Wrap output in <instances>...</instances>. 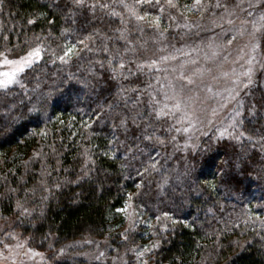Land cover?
Wrapping results in <instances>:
<instances>
[{"label":"trees","instance_id":"trees-1","mask_svg":"<svg viewBox=\"0 0 264 264\" xmlns=\"http://www.w3.org/2000/svg\"><path fill=\"white\" fill-rule=\"evenodd\" d=\"M118 9V0H4L0 51L13 58L40 44L42 58L22 73L23 87L0 91V216L15 215L17 202L32 209L17 227L43 250L54 238L114 244L125 223L117 210L134 193L156 226L128 239L159 240L150 264H264V85L252 88L256 111L241 119L253 140L207 136L196 151H175L149 101L151 80L127 72L142 49L127 47ZM72 44L79 54L57 59Z\"/></svg>","mask_w":264,"mask_h":264},{"label":"rangeland","instance_id":"rangeland-1","mask_svg":"<svg viewBox=\"0 0 264 264\" xmlns=\"http://www.w3.org/2000/svg\"><path fill=\"white\" fill-rule=\"evenodd\" d=\"M202 2L206 5L203 11L198 8L188 11L184 7L172 9L164 3V0H160V4L164 5L163 12L159 11V5L155 4V0L151 5L138 6L137 11L141 14L148 11L153 17L156 15L161 17L159 29L136 21L123 5H121V9L115 10V12L122 13L120 17H123L125 30L122 33L127 47L142 49L134 54L135 60L130 59L132 54L129 53L130 51H126L125 58L119 59L118 69L122 70L120 65H125L126 58H128L132 67L128 65L127 72L142 73L147 80H151L148 86L149 101L151 104L157 105L158 110L164 108L165 111L171 113L162 116L166 120V125L173 130L171 139L168 140L172 143V148L175 151L182 150L183 154L189 150H198L207 136L214 141L218 138H229L236 142L248 140L249 135L241 137L240 140L235 139L236 135L244 131L241 130V127H234L233 120H241L246 109L254 103L253 96L250 95L252 88L256 86L261 88L264 85V68L261 67L264 64V33H257L253 36L251 24H245L243 34L240 32L241 22L254 19L260 11L259 8H247V4L254 3L255 0H245V3L240 5L246 9V12H252V16H247L246 12H241L239 8H236V11L230 16L223 7H215L216 0H202ZM220 2L228 4L231 12L239 0H220ZM126 3L135 4V0H126ZM193 3L194 0H179L181 6H191ZM170 16H175L176 19L173 20ZM228 20H232L233 23L229 24ZM185 24H188L189 27H185ZM172 30L175 34L172 33ZM160 32H163V36L160 35ZM233 36L235 39L232 44L226 45V40L232 39ZM133 38H136L135 41ZM257 39L260 46L255 53H252L251 46ZM78 50L79 47L76 46L74 52ZM252 55H255L256 61L254 64L256 83L248 90L241 89L240 95L233 98L228 91L233 86V70L237 74L243 71V68L247 67L246 61ZM164 56L169 59L161 60V57ZM153 60L159 61V63L153 66ZM198 69H203V74L193 75ZM4 70H6L5 67L0 66V71ZM224 73H228V75H224ZM184 76L191 77L192 82L189 83L183 78ZM19 79L22 82V73L19 75ZM20 84L10 85L9 88ZM173 84L176 86L175 90L171 87ZM8 89H0V91ZM177 96L185 101L186 108L174 110L164 107L175 103L174 97ZM241 99L243 105H238L237 101ZM157 101L159 103H156ZM186 113L191 115L186 118ZM250 113L253 114V112ZM221 133L225 134L221 135ZM229 133L231 136L228 135ZM182 165L177 162L176 169L181 168ZM131 194L132 208L128 211L132 213V210L135 209L138 219L132 226V221L128 216L119 212L120 216L125 219L124 225L120 227L122 234V238L118 242L120 244L125 242L124 236L134 234L136 230L139 231V227L143 230L142 227L156 226L154 220L141 214V205L136 203L135 194ZM17 210L13 216H0V249H3L5 244L16 243V239L12 236L4 235L5 232H13L21 240L28 239L26 247L17 249L16 252L23 253L27 247H32L43 253L44 258L29 259L28 256L18 254L15 259H12L9 250L4 249L3 255L0 256V264H77L81 261L101 264H142V261L145 260L147 264H150L151 254L156 249L146 252L143 257H137V251L142 250L145 246L151 247L154 243L148 239V234L143 232V236L147 238L145 243L134 244L130 239H127L126 243L130 245L129 247L125 244L120 248L118 243L113 244V240L108 237H84L69 240L60 245H56L54 238V240L51 239V242L49 241L48 248L43 250L33 245L31 236L18 229V224L27 219L29 214L22 215L21 210ZM29 212L32 213L33 210L29 209ZM36 243L38 242L36 241ZM60 249H63V252H60Z\"/></svg>","mask_w":264,"mask_h":264},{"label":"snow or ice","instance_id":"snow-or-ice-1","mask_svg":"<svg viewBox=\"0 0 264 264\" xmlns=\"http://www.w3.org/2000/svg\"><path fill=\"white\" fill-rule=\"evenodd\" d=\"M72 2L78 6H83V4H84V0H72ZM118 2L121 5H123L124 8H126L128 10V12L135 18L136 21L147 23L149 26H152L156 29L160 28L161 17L159 15H156L153 17L152 14L148 11L143 12V14H141L140 12L137 11L138 6H140V5H151L153 3V0H135V4H128V3H126V0H118ZM164 3L169 8L179 9L180 7H184L188 11H192L193 9H196V8L203 11L204 8L206 7V5L203 4L202 0H194V3L191 6H189V5L181 6L179 4V0H164ZM244 3H245V0H239V3L233 7L231 12L229 11V5L228 4H221L220 0H216L215 7L216 8L223 7L225 9V12H227L228 15L231 16L236 11V8H239V10L241 12H246V9H244L243 7H240V5H242ZM155 4L159 5V11L160 12L164 11V5L160 4V0H155ZM3 5H4V0H0V11L3 10ZM99 6L101 8H109L110 7L109 4H106V3L100 4ZM94 7H95V5H93V8ZM247 8H249V9L259 8L260 11L254 19L244 20L241 22V28H240L241 34H243L245 24H251L252 30H253L252 31L253 36H255L257 33H264V0H255L254 3H248ZM113 14L117 15V16H122V13L115 12L114 10H113ZM40 15L43 16V15H45V13H40ZM246 15L252 16L253 13L252 12H246ZM170 18L173 20L176 19L175 16H170ZM28 23L32 24V23H35V21L29 20ZM228 23L232 24L233 21L228 20ZM185 27H189V25L185 24ZM160 35L163 36V32H160ZM87 38H89V37H86V39ZM37 39H39V37H37ZM234 39H235V36H233L232 39H227L225 42L226 45L232 44ZM79 43L84 44L83 41H79ZM259 46H260L259 40L257 39V41L255 43H253L251 46V52L255 53L256 50L259 48ZM84 47L87 48L88 46L86 44H84ZM74 49H76V45L72 44L70 47H67V49L64 51V55L58 56L57 59L63 61V60H65V57H68L72 54L78 55L79 53L74 52ZM105 50H107V49H105ZM10 53H11V49H5L4 51H0V66H4L6 69L4 71H0V89H8L10 85L20 84L21 81L19 79V75L21 73H23L26 68L31 67L34 63H36L37 61H39L42 58V47L40 44H37L34 48H31L25 54L19 55V56L13 57V58H10ZM167 59H169V57H167V56L161 57V60H167ZM255 62H256L255 61V55H252L246 61L247 67L243 68V71H241L240 73L237 74V73H235V70H233V75H234L233 86L231 89L228 90L230 96H233V98H235L236 96L240 95L241 89L248 90L256 83V81L254 79V76H255L254 64H255ZM158 63H159V61H156V60L152 61L153 66H156ZM120 67L123 68V64H121ZM261 67L264 68V64H262ZM115 70L116 69L114 68L113 71H115ZM203 71H204L203 69H198L196 72L193 73V75L203 74ZM208 71H210V70H208ZM181 75H183V73H181ZM224 75H228V73H224ZM183 78L185 80H187L189 83L192 82L191 77L184 76ZM21 87H23L22 84H21ZM171 87L173 88V90H175V88H176V86L174 84L171 85ZM209 90H211V89H209ZM118 91L123 92V89L120 88ZM174 99H175V103H173L171 105H165L164 107H170L174 110H183L184 108L187 107V104L185 103V101L183 99H180L178 96L174 97ZM156 103H159V101H157ZM237 104L243 105V100L242 99L238 100ZM261 104L264 105V97H262V99H261ZM36 110L37 109L35 108V106H33L32 109H29L30 112L36 111ZM250 110L253 113L256 111L255 103H253L250 106ZM156 114H157V116H167V115H170L171 113L165 111L164 108H160L159 110H156ZM190 115H191L190 113H186V118ZM237 115H239V113H237ZM120 124H121V126H123L125 128V131L127 132V121L125 119H121ZM233 125L236 128L242 127V120H233ZM85 126L88 127L89 125L86 124ZM177 131H179V129H177ZM185 131H187V129H185ZM224 134L225 133H221V135H224ZM228 135L231 136V133H229ZM245 135H247V134L241 131L238 135L235 136V139L240 140L241 137H244ZM247 138L249 141L253 140V137H251V136H248ZM145 139H152V137L147 136V137H145ZM157 139H159V138H157ZM262 139H264V138H262ZM160 142L163 143V141H160ZM193 147H195V146H193ZM84 155L87 156L88 161H92V157L87 155V149H85ZM112 155L114 156L115 153H113ZM39 156H40L39 152L34 153V157H39ZM92 162L94 163V161H92ZM25 163H27V162H25ZM151 167H155V165L152 164ZM145 171H147V169H145ZM166 182L167 181L165 180V183ZM54 187L59 188L60 185L55 184ZM139 187H140V185H137V188H139ZM213 187H214V185H213ZM12 191H15V190L12 189ZM131 201H132V194L129 193L128 194V200L125 201L124 208L118 209L117 211L125 213V215L128 216L129 220L132 221V226H134L135 220L138 219V217H136V215H135V209L132 210V213H129V211H128L130 208H132ZM16 207H17V209L21 210L22 215L23 214H29V215L31 214L29 212V209L24 207L19 202H17ZM162 215L164 217H169V213H163ZM157 220L159 221L160 217H157ZM173 223H175V221H173ZM185 223H187V222L185 221ZM162 227H164L166 229L167 225H163ZM262 227H264V224H262ZM4 235L5 236H12L14 239H16V243L15 244H11V243L5 244L4 248L0 249V256L3 255L4 249H7V250H9V254H10L12 259H15L18 254H23L25 256H28L29 259H34L36 257H40L41 259L44 258L43 253L33 249L32 247H27V250L23 253L16 252L15 250L24 249L26 247V245L28 244V239L21 240L13 232H5ZM124 239L127 240L128 236H124ZM159 246H160V242H159V240H157L156 242H154L151 245V247L145 246L142 250L137 251V257H143L146 252H151L153 249L158 248ZM133 250H135V249H133ZM59 251L63 252V249H60ZM101 255H103V253H101ZM97 258H99V257H97ZM142 264H147V261L146 260L142 261Z\"/></svg>","mask_w":264,"mask_h":264}]
</instances>
